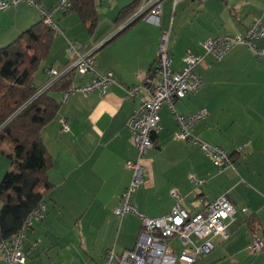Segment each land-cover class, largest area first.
<instances>
[{
    "label": "crops",
    "instance_id": "obj_1",
    "mask_svg": "<svg viewBox=\"0 0 264 264\" xmlns=\"http://www.w3.org/2000/svg\"><path fill=\"white\" fill-rule=\"evenodd\" d=\"M36 1L49 9L60 0ZM133 1H97L99 17L92 28L77 9L60 8L54 14L62 31L55 33L50 56L38 69L41 75L36 73L34 83L47 81L49 69H63L75 60L68 51L70 42L82 51L99 48L97 74H113L118 83L104 94L98 90L74 93L41 131L53 158L48 171L52 188L44 199V219L34 220L28 230L24 243L29 251L27 264H103L110 249L120 254L135 247L141 219L114 212L132 179L126 165L138 157L127 124L141 98H129L126 90L138 85L141 77L155 74L160 39L167 30L171 31L173 70L182 68L186 51L204 58L198 67L204 86L197 94L177 100L175 111L192 115L207 108L208 117L192 129L196 138L232 153L243 148L245 154L235 155L233 168L220 171L194 142L175 139L178 122L164 105L159 112L162 129L143 160V184L136 189L133 202L141 215L156 218L172 211L176 196L195 214L227 194L236 208L233 219L226 222L229 238H216V248L196 264H264V249L259 253L249 250L253 234L247 222L252 216L257 220L256 233L264 242V59L245 45L236 46L220 60L204 48L211 38L244 35L256 20L264 24V0H181L176 5L174 0H165L160 27L137 21L125 33L103 43L118 28L122 9ZM104 6L108 12L105 20L101 18ZM41 19V9L27 6L23 0L1 12L0 47ZM256 45L264 50V37ZM93 78L75 75L72 85L88 84ZM54 96L60 102L61 94ZM11 157V142L0 141V182L11 169ZM192 178L206 183L197 186ZM168 247L171 256L164 263L184 264L179 260L183 242L173 237ZM0 264H5L2 257Z\"/></svg>",
    "mask_w": 264,
    "mask_h": 264
},
{
    "label": "built area",
    "instance_id": "obj_2",
    "mask_svg": "<svg viewBox=\"0 0 264 264\" xmlns=\"http://www.w3.org/2000/svg\"><path fill=\"white\" fill-rule=\"evenodd\" d=\"M22 0L12 2L0 0V13L6 9L18 4ZM30 6L41 9V17L46 23L55 30L54 33H61L60 26L53 20L57 10L70 9V0H60L55 6L46 9L36 0H23ZM102 1V0H99ZM109 3L112 0H107ZM165 0H143L140 7L126 20L123 25H119L108 39L115 36L126 25L134 21H144L156 26H161V15L163 11V2ZM181 0H174V4ZM264 37V24L261 20L254 21L247 29L244 35L216 37L207 40L204 48L207 54L216 59H222L231 49L236 46L245 45L250 47L259 58L264 59V50L257 49L256 41ZM170 30L163 31L160 39L158 57L156 61L155 74L141 77L138 85L130 87L128 91L129 98L140 96V105L131 115L127 128L130 130L134 144L138 150L136 160L130 161L126 166L132 171L131 182L121 196L118 207L114 210L115 214L123 217L125 214L138 216L142 221V230L138 236L136 245L131 250L117 253L114 248L107 251L103 264H165L166 259L171 256L168 241L173 237H178L184 244L183 252L179 260L184 264H196L197 260L210 254L217 246L216 238L227 240L229 233L227 223L233 219L236 208L227 194H224L208 205L206 210L195 213L189 212L181 204L179 196L178 202L169 214L148 218L138 212L137 205L133 202L136 189L143 184V176L146 168L143 160L147 151L154 147L153 138L158 134L162 127L160 110L167 105L174 114L178 122L179 131L176 138L183 142H194L201 150L214 162L220 171H225L234 167L235 155H244L243 148H237L235 152H229L220 146L209 145L192 133V129L205 120L209 115L207 108H202L192 115H181L175 111L177 100L184 99L200 92L204 86L202 76L198 73V67L203 65L204 58L196 56L190 51H186L183 57V66L180 70L172 69V59L170 58L169 39ZM107 39V40H108ZM106 40V41H107ZM68 51L74 55L73 61L64 70L49 69L47 71L49 87L53 81L63 75V73L73 70L75 75H92L94 78L88 84L74 86L65 92L61 97V102H65L76 92L88 94V92L100 91L104 94L107 88L117 84L113 74L99 75L96 72L95 48L82 51L74 42H70ZM70 72V71H69ZM63 128L68 129V125L63 123ZM197 186L206 183V180L192 178ZM45 202L40 203L38 207L30 214L26 222L17 233L10 239L0 241V257L5 264H27L29 251L24 249V243L27 240L28 230H31L34 220H43L46 206ZM197 241H202L201 245ZM250 250L253 253H259L264 249V242L261 234H253ZM173 259V258H172ZM175 260V259H174ZM173 260V261H174ZM171 261V263L173 262Z\"/></svg>",
    "mask_w": 264,
    "mask_h": 264
},
{
    "label": "trees",
    "instance_id": "obj_3",
    "mask_svg": "<svg viewBox=\"0 0 264 264\" xmlns=\"http://www.w3.org/2000/svg\"><path fill=\"white\" fill-rule=\"evenodd\" d=\"M97 1L70 0L69 10L77 9L81 19L92 28L99 17ZM142 1L135 0L122 9L117 26L135 14ZM44 20L42 17L14 41L0 47V141L9 140L13 146L11 169L0 182V241L20 231L52 188L48 171L53 166V158L43 144L41 131L59 113L62 102L54 94L60 93L62 97L75 77V72L69 70L49 87H46L49 79L40 85L34 83L38 69L50 56L55 38V30ZM135 22L103 43L125 33ZM247 222L252 234L258 232V222L253 216Z\"/></svg>",
    "mask_w": 264,
    "mask_h": 264
},
{
    "label": "rangeland",
    "instance_id": "obj_4",
    "mask_svg": "<svg viewBox=\"0 0 264 264\" xmlns=\"http://www.w3.org/2000/svg\"><path fill=\"white\" fill-rule=\"evenodd\" d=\"M25 3L27 4V6H30L26 1H25ZM12 8V7H11ZM106 7L104 6V7H102V9H101V18L103 19V20H105V18L104 17H108V12H106L105 9ZM56 34H59V33H56ZM170 35H171V31H170ZM84 52V51H83ZM85 53V52H84ZM75 61V60H74ZM39 72H41V71H38V73ZM41 75V73H39L38 74V76H40ZM176 238H178V237H176ZM249 250H250V247H249ZM174 258L176 259V256H174Z\"/></svg>",
    "mask_w": 264,
    "mask_h": 264
}]
</instances>
